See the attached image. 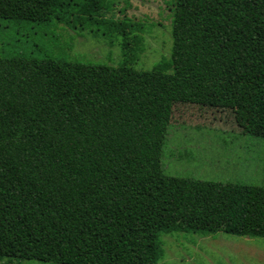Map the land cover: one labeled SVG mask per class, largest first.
<instances>
[{
	"label": "trees",
	"instance_id": "16d2710c",
	"mask_svg": "<svg viewBox=\"0 0 264 264\" xmlns=\"http://www.w3.org/2000/svg\"><path fill=\"white\" fill-rule=\"evenodd\" d=\"M112 5L0 0V18L100 23L141 50ZM172 5L169 69L0 56V258L159 264L163 231L264 237V186L161 163L177 102L264 113V0Z\"/></svg>",
	"mask_w": 264,
	"mask_h": 264
},
{
	"label": "rangeland",
	"instance_id": "374dc122",
	"mask_svg": "<svg viewBox=\"0 0 264 264\" xmlns=\"http://www.w3.org/2000/svg\"><path fill=\"white\" fill-rule=\"evenodd\" d=\"M109 1V19L128 16L142 23L141 50L135 44L124 48V36L109 33L100 23L83 27L56 18L46 24L0 18V56L169 69L173 0ZM161 163L170 176L264 186V113L177 102ZM160 240L159 264H264L263 236L163 231ZM0 264L62 263L3 257Z\"/></svg>",
	"mask_w": 264,
	"mask_h": 264
}]
</instances>
